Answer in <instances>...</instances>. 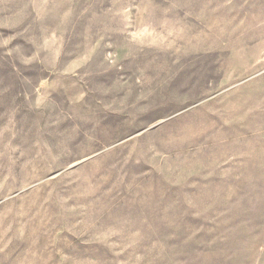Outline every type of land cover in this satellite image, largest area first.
<instances>
[{
	"label": "rangeland",
	"instance_id": "374dc122",
	"mask_svg": "<svg viewBox=\"0 0 264 264\" xmlns=\"http://www.w3.org/2000/svg\"><path fill=\"white\" fill-rule=\"evenodd\" d=\"M0 264H264V0H0Z\"/></svg>",
	"mask_w": 264,
	"mask_h": 264
}]
</instances>
